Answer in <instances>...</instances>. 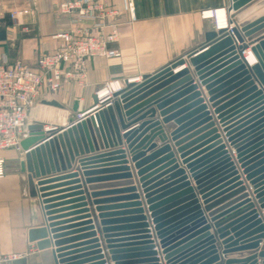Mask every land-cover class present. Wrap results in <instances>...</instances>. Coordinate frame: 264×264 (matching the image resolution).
<instances>
[{
	"label": "water",
	"instance_id": "1",
	"mask_svg": "<svg viewBox=\"0 0 264 264\" xmlns=\"http://www.w3.org/2000/svg\"><path fill=\"white\" fill-rule=\"evenodd\" d=\"M263 5L229 0L239 24L233 36L206 32L198 49L139 82L125 81L112 104L89 111L94 94L93 106L64 126H27L19 171L45 222L29 229V242L51 247L54 264H108L106 256L112 264H161L159 256L163 264H264ZM247 50L256 58L252 65ZM72 110L80 113L77 103ZM80 177L98 227L90 215L70 226H87L86 235L70 240L88 241L63 253L68 239H57L66 233L57 235L53 220L62 210L86 212ZM113 179L122 181L97 183ZM61 180H69L76 197L69 209L56 210L47 190ZM116 186L122 187L109 189ZM47 228L52 243L43 239ZM25 261L21 255L9 264Z\"/></svg>",
	"mask_w": 264,
	"mask_h": 264
},
{
	"label": "crops",
	"instance_id": "2",
	"mask_svg": "<svg viewBox=\"0 0 264 264\" xmlns=\"http://www.w3.org/2000/svg\"><path fill=\"white\" fill-rule=\"evenodd\" d=\"M109 3L119 10L116 19L119 37L111 45L119 52V56L88 59L85 76L80 80L64 82L55 92L49 91L43 85L38 104L30 113L35 121L39 120L45 127L55 124L64 126L69 117L76 118V113L72 110L75 103L77 111L90 109L93 106L94 91L102 83L109 80L133 81L136 77L152 74L169 62L198 49L204 44L205 33L213 30L212 20L201 17L200 11L228 7L229 0H132L131 13L122 0H110ZM21 10H27V13H19ZM14 11L17 14L13 18L11 14ZM76 27L78 24L72 17L57 11L55 0H0V63H12L21 59L31 68H35L36 60L41 54L53 51L60 45L61 40L56 35ZM248 52L250 50L246 51ZM193 78L197 79L196 76ZM199 90L206 99L204 87L200 86ZM46 100H56L65 109L43 104L42 101ZM22 154L20 147L0 150V158L6 162V172L0 177V253L24 255L25 264H54L51 247L38 249L36 241L39 239L33 242L28 240L29 229L45 227V222L38 199L29 197L25 176L16 167L15 162ZM80 179L83 192L80 196L85 199L81 202L85 204L83 208L86 212L75 213V209H71L54 214L57 218L53 221L59 223L54 227L58 229L55 233H66L57 239H68L60 246L68 249L63 253L84 249V246L73 247L88 241L87 238L70 240L78 235H86L87 226H70L87 221L86 217L90 215L98 227V212L92 203L93 198L89 196L88 184L84 183L82 177ZM133 179L136 183V178ZM67 181L69 180L53 182L51 186L54 187L47 190L51 197L56 198V210L69 209L74 205L70 201L76 196L69 190L72 186L66 185ZM117 181L122 180H104L97 183ZM120 187L122 186L109 189ZM76 229L80 231L73 232ZM47 231L48 236L43 239L52 243L48 228ZM97 237L103 243L98 233ZM106 258L107 263L112 264L108 256Z\"/></svg>",
	"mask_w": 264,
	"mask_h": 264
},
{
	"label": "built area",
	"instance_id": "3",
	"mask_svg": "<svg viewBox=\"0 0 264 264\" xmlns=\"http://www.w3.org/2000/svg\"><path fill=\"white\" fill-rule=\"evenodd\" d=\"M125 8L132 12V0H122ZM60 14L72 17L78 27L57 36L60 45L53 51L41 54L36 67L31 68L22 60L0 64V150L19 148L20 140L27 135V126L32 119L30 111L38 103L43 85L55 92L66 81L80 80L85 76L86 61L93 57H118L116 49L109 44L117 41L118 28L114 21L118 10L108 0H55ZM223 11L218 17V11ZM19 13L25 14L27 10ZM14 11L11 16L16 17ZM201 17L213 20L214 30L225 29L233 36V25L226 7L211 8L200 12ZM245 55V52H244ZM130 81V80H129ZM133 81H140L136 77ZM123 88V82L109 80L98 86L94 94L97 106H108L114 93ZM83 112L77 113L80 119ZM54 128V127H51ZM50 129L49 127H45ZM5 172V160L0 158V177ZM21 255H3L0 264H9Z\"/></svg>",
	"mask_w": 264,
	"mask_h": 264
},
{
	"label": "rangeland",
	"instance_id": "4",
	"mask_svg": "<svg viewBox=\"0 0 264 264\" xmlns=\"http://www.w3.org/2000/svg\"><path fill=\"white\" fill-rule=\"evenodd\" d=\"M108 1H110V0H108ZM114 6V5H113ZM227 6H229V4L227 5ZM115 7V6H114ZM263 7H264V5H263ZM116 8V7H115ZM227 8V10H228V7H226ZM117 9V8H116ZM260 8H257L254 12H251V15L253 14V13H255V12H257L258 10H259ZM118 10V9H117ZM207 10V9H206ZM203 11V10H202ZM129 12V11H128ZM201 12V11H200ZM229 12V16H230V13H231V11H228ZM129 13H131V12H129ZM201 15V14H200ZM250 15V16H251ZM118 16H119V10H118V15L116 16V18H115V22H116V19L118 18ZM249 17V16H248ZM209 19H211V18H209ZM230 19H231V21H232V23L233 24H236V25H239L238 24V22H236L235 21V19H234V17L233 16H231L230 17ZM212 20V19H211ZM117 23V22H116ZM212 25H213V20H212ZM117 28H118V24H117ZM71 30V29H70ZM70 30H68V31H70ZM213 30H214V26H213ZM68 31H64V32H68ZM61 33H63V32H61ZM60 34V33H59ZM57 36V35H56ZM58 37V36H57ZM118 37H119V28H118ZM117 40H118V38H117ZM117 41H115V42H113V43H111V44H109L108 46H109V48H112V49H115V48H113V47H111V45L112 44H114V43H116ZM55 50V49H54ZM51 52V51H50ZM49 53V52H48ZM43 54H45V53H43ZM17 60V59H16ZM19 60H21V59H19ZM0 64H3V63H0ZM27 65V64H26ZM142 80V78L140 77V81ZM107 82V81H106ZM120 82H122V81H120ZM138 82V81H137ZM105 83V82H104ZM104 83H102V84H104ZM100 86V85H99ZM123 86H124V82H123ZM38 104V103H37ZM52 109H54V108H52ZM56 111V110H55ZM57 111H59V110H57ZM31 112V111H30ZM31 119H32V121H31V123H41V122H38V121H35V117L30 113V116H29ZM43 124V123H42ZM61 124V123H60ZM60 125H53V126H51V127H59ZM43 127L45 128V125L43 124ZM47 127H49V126H47ZM51 127H49V128H51ZM6 150V149H5ZM22 158V155H20V158H18L16 161L17 162H15V163H17V168L19 169V161H20V159ZM5 172H6V162H5ZM5 172H4V174H5Z\"/></svg>",
	"mask_w": 264,
	"mask_h": 264
},
{
	"label": "bare ground",
	"instance_id": "5",
	"mask_svg": "<svg viewBox=\"0 0 264 264\" xmlns=\"http://www.w3.org/2000/svg\"><path fill=\"white\" fill-rule=\"evenodd\" d=\"M222 15H223V11L220 9L219 11H218V17H222ZM248 51V50H247ZM245 53H246V51H245ZM246 59H247V61H248V63L249 62H251V63H249L250 65H252V64H254L255 62H256V58H255V56L252 54V53H250V52H248V53H246ZM92 111V110H91ZM250 193V192H249ZM162 258L159 256V262L161 263V264H163V261L161 260Z\"/></svg>",
	"mask_w": 264,
	"mask_h": 264
}]
</instances>
